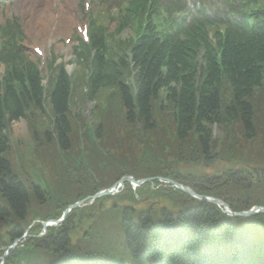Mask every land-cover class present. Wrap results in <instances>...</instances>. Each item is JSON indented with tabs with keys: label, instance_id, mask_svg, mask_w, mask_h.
<instances>
[{
	"label": "trees",
	"instance_id": "1",
	"mask_svg": "<svg viewBox=\"0 0 264 264\" xmlns=\"http://www.w3.org/2000/svg\"><path fill=\"white\" fill-rule=\"evenodd\" d=\"M246 1L254 5L251 17L258 24L243 28L227 23L226 32L217 40L218 47L207 37L210 22L188 29L185 43L178 38L152 36L148 31L135 43L131 38L112 39L111 50H105L102 41L94 44L98 47L94 74L89 80L77 76L76 82L86 85L96 118L84 123L86 146L82 141L78 160L70 159L74 163L69 167L72 175L65 182L63 195L52 204L54 209L40 213L42 219L58 218L68 204L111 186L125 175L179 180L199 193L224 199L234 210L264 204V194H258L249 182L248 174L254 176L249 169L226 172L220 186L216 184L219 177L202 171L219 161L225 152L221 148L235 144L228 139L227 147L220 146L223 144L213 139V126L225 125L230 131L232 124H238L246 138L256 135L254 120L260 102H264V0ZM145 11L144 5H134L123 20L124 29L133 20H141ZM127 50L133 53L132 61ZM105 51L110 56L107 63L102 58ZM89 55L82 58V65ZM6 64L0 81V197L4 199L0 201V229L5 227L6 233L1 235L0 245L23 235L31 203L27 185L13 172L5 155L10 149L11 123L48 110L49 97L53 121L44 129L45 140L55 141L66 156L71 149L70 114L77 86L64 68H58L56 77L52 76L57 81L51 79L50 90L46 91L36 64L25 56L19 55ZM225 84L230 87L229 93H225ZM102 114L113 115L109 120L115 119L119 127L124 126V121L133 127L131 132L126 127L127 139L111 143V135L120 134L119 127L104 135ZM167 119H172L175 126L174 136L166 138L162 132V138H149L156 129H163L161 122ZM34 132L38 140L39 131ZM134 137L141 143L140 155L127 158L124 152L116 151L114 146L119 141L129 143ZM87 158L89 163L84 165ZM83 165L91 166L94 174L85 173ZM243 171H247L243 181L242 177L230 179ZM226 183L227 190L219 188ZM154 184L161 182L155 180ZM29 188L37 198H47L38 185ZM164 190L168 195L161 199L183 205L176 210L158 211H130L121 204L101 211H95L96 206L76 208L63 224L49 229L50 238L56 235L49 251L29 239L24 247L11 253L5 264H264V213L230 217L212 202L192 199L173 188ZM150 193L149 184L136 192L128 186L116 199L119 202L128 197L136 204L137 195H150L147 198L152 199L154 195ZM49 196L47 199H54L52 192ZM160 217L162 221L157 219Z\"/></svg>",
	"mask_w": 264,
	"mask_h": 264
},
{
	"label": "rangeland",
	"instance_id": "2",
	"mask_svg": "<svg viewBox=\"0 0 264 264\" xmlns=\"http://www.w3.org/2000/svg\"><path fill=\"white\" fill-rule=\"evenodd\" d=\"M61 0H8L6 2L5 6H2L0 9V25H4L6 21L13 16L17 17L18 20L21 22V25L23 29L25 30V38L23 41V45L25 48V51L28 55H30L31 58L36 59L37 56L31 49L33 45L37 44H43L46 47L48 55L51 53H57L58 55L62 54L64 57V47H62V40H54L55 34L49 35L47 39L40 36H30L32 34L33 30L35 28H39L40 23H42L45 19H49L51 17L56 18L55 23L52 24L53 27L56 26L57 21L60 19L61 12L57 10L58 2ZM92 6L96 4L95 1L97 0H90ZM82 0H73V15L75 17L76 23L80 22L82 19H84V15L82 13ZM4 7V8H3ZM50 12H53L54 15H51L47 17L46 15ZM115 24H111V28H114ZM68 32H75L74 26L69 29ZM61 56V55H60ZM67 58V57H65ZM0 69H3V66L0 67ZM2 71V70H0ZM48 108L51 111L50 103L48 102ZM100 110V108H99ZM71 111H72V124L73 129L72 133L69 138V143L71 145L70 151L66 152V156H64L62 153H60L56 142L51 141V143H47L45 140L44 135V129L48 128L51 124V117L49 112L46 110L45 112L39 113L35 116V118H30V126L26 122V119H21L17 122H14L10 129L8 130L9 139H10V149L6 152L7 158L12 163V170L14 173H16L19 177L29 176V178H32V181L39 183L44 188L47 185V182L49 180V176H52V174L57 173L61 170V162L60 157L62 156V159H64L68 163V167H71V164H74L70 159L77 158L78 151L81 149L80 145L85 144L86 146V131L87 128L84 126V123L87 122V120H91L95 117L93 115V111L96 112L94 107V102H88L81 94H75V98H73V102L71 105ZM103 117V124L102 129L105 131V134H108L109 130H112L113 127H119L115 119L111 122L109 120L111 117H114L110 114H102ZM99 117V115H98ZM96 118V117H95ZM169 118V117H168ZM98 123H101L98 119H96ZM168 120V119H167ZM166 120V121H167ZM166 121L161 122L163 125L162 128L156 129L149 138H154V136L157 138H162L163 133L165 137L174 136V130L175 126L172 123V119L168 120V123ZM35 122H43V127L41 128L40 125H37L39 129V138L36 139L35 133L33 132V124ZM255 138L248 139L244 136L243 128L235 124V127L232 124V128L229 131L225 125L221 126H213V139H215L216 142L219 144H223L220 146H228L226 145L228 142V139L230 141H233L235 144L232 147L227 148H221L222 151H229L230 153H221V157L218 159L220 160V163L218 165L213 164L211 166H207L206 168L202 169L204 173H207L208 175H215L219 174V178L222 180V176H227L228 173H224V171L229 172L233 171L235 172L236 169H249L250 171L254 172V176L250 174L249 179L252 182L251 186L256 188L258 191L257 193L262 195L264 194V102H260V105L257 108V114L255 117ZM123 127L120 126L119 131L120 134H112L110 137L111 143H116L117 139H127L126 138V127L130 128L128 131H132V128L127 125V122L124 121ZM233 131V132H232ZM129 132V133H130ZM163 132V133H162ZM88 134V133H87ZM148 138V137H147ZM171 138V137H170ZM132 140L131 142L128 140L129 143L126 141L117 143L116 151L118 153L124 152L127 158H136L138 155H140L141 150V143L137 141L136 137L130 138ZM168 140V139H167ZM190 141V140H189ZM184 148H188V146H185ZM228 149V150H227ZM221 152V151H220ZM189 153L190 150H188V170H191V166L189 164ZM76 156V157H74ZM196 155H194L195 157ZM223 156V157H222ZM187 161V159H185ZM88 158L86 161L83 162L84 165L88 164ZM82 167V170H84L85 173L90 172L91 174H94V170L90 168L91 166H84ZM72 168V167H71ZM85 168V169H84ZM262 171H260V170ZM256 171L259 173L258 178H256ZM247 171H243L241 174L236 173L237 175H234L230 179H235L242 177L241 179L246 176ZM49 173V174H48ZM64 174L70 173V169L68 168V171H63ZM70 173L68 176H71ZM244 176V177H243ZM84 179L87 177L85 174L82 175ZM216 179V180H218ZM258 180V181H256ZM220 184V183H219ZM218 185V184H217ZM224 186L219 188H224ZM235 188V186H234ZM31 192V191H30ZM165 191L164 193H166ZM31 200L33 204H36L34 202V198L31 192ZM0 201L4 202V199L0 197ZM169 202L167 199H161L158 201L159 204L167 203ZM141 205H150L153 207V204H151V199L145 200L141 203ZM141 205H139L141 207Z\"/></svg>",
	"mask_w": 264,
	"mask_h": 264
},
{
	"label": "water",
	"instance_id": "3",
	"mask_svg": "<svg viewBox=\"0 0 264 264\" xmlns=\"http://www.w3.org/2000/svg\"><path fill=\"white\" fill-rule=\"evenodd\" d=\"M124 180H132L133 179L131 177H125L122 179V181ZM146 181V180H145ZM172 184L178 186L177 182L175 181H172V180H169ZM182 188V187H181ZM185 190V188H183ZM188 191V193L194 197H197L201 200H208V201H213L215 202L216 204H219V205H222L223 208H224V211L226 213H228L229 215H241V216H248V215H251V214H254V213H257L259 211H264V206L262 207H258L257 209H251L249 211H233L230 206L224 202L222 199H219V198H209L208 196H205V195H198L193 189H188L186 190ZM110 191L109 190H104L102 192H99L98 194H96L94 197H98V196H101V195H105V194H108ZM75 206V205H74ZM66 214V213H65ZM44 226H46V223L44 224Z\"/></svg>",
	"mask_w": 264,
	"mask_h": 264
},
{
	"label": "bare ground",
	"instance_id": "4",
	"mask_svg": "<svg viewBox=\"0 0 264 264\" xmlns=\"http://www.w3.org/2000/svg\"><path fill=\"white\" fill-rule=\"evenodd\" d=\"M66 4L70 5V1L66 0ZM70 11V10H69ZM41 26L34 31V34L40 37H46L47 35L51 33L60 34L68 25L65 21V19H61L60 22L55 26L54 29L52 28V23L50 19H45L42 23H40Z\"/></svg>",
	"mask_w": 264,
	"mask_h": 264
}]
</instances>
